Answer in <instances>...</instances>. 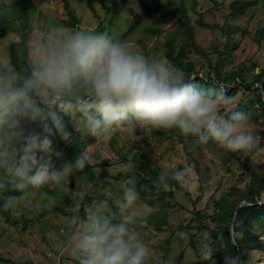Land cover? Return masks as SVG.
Here are the masks:
<instances>
[{
  "label": "rangeland",
  "instance_id": "374dc122",
  "mask_svg": "<svg viewBox=\"0 0 264 264\" xmlns=\"http://www.w3.org/2000/svg\"><path fill=\"white\" fill-rule=\"evenodd\" d=\"M106 1L116 9V15H108L98 0L93 1L97 14L88 8V0H70L81 27L94 29L102 23L106 33L127 42L131 51L179 70L168 61L164 45V32L175 29L174 20L144 17L137 0H127V3L124 0ZM233 1L236 0H198L194 9L193 0H186L187 12L196 26V39L206 52V55L194 53L191 58L199 76L217 78L215 67L220 58L224 60L222 69L225 73L242 70L247 73L248 82H252L259 74L264 78V0L247 15L238 18L230 16ZM35 3L30 40L34 33L43 35L50 26H58L64 31L75 30L65 26L67 15L62 0H35ZM200 14L205 23L213 26L212 30L197 24ZM134 23L135 28L123 37ZM229 31L230 39L227 40ZM18 39L19 35L15 33L2 38L0 56L4 65L9 61L8 46ZM184 76L187 80L188 75L184 73ZM194 77L195 73L191 78ZM254 90H240L227 106H221V114L245 104L251 106L245 130L258 138L257 153L229 151L214 142L201 145L178 130L167 132L131 125L117 128L107 139L100 140L85 133L88 144L83 154L91 164L93 181L85 179L83 171L73 172L60 184L49 185L56 193L55 199L40 189H30L18 196V202L9 208L8 216L0 211V252L8 260L0 264H78L68 243L69 226L77 215L74 198L83 192V204L101 201L106 203L110 214L117 211L116 201L122 199L126 181L130 177L135 179L133 165L119 156L122 147L124 151L146 152L167 176L175 177L174 173L181 168L190 169L185 190L168 193L164 202L150 205L139 195L133 210L136 222L132 227L150 249L147 264H225V258L213 246L207 232H198L195 246L191 245L187 226L194 221L196 212L213 208V199L221 191L245 186L247 169L240 166V160L264 171V114L254 108L258 93L263 90ZM161 188L156 187V191ZM80 209L83 215V205ZM68 212L73 215H67ZM258 232L264 240V230ZM209 249L211 257H206ZM248 252V264H264L263 248L251 245Z\"/></svg>",
  "mask_w": 264,
  "mask_h": 264
},
{
  "label": "clouds",
  "instance_id": "9594fccd",
  "mask_svg": "<svg viewBox=\"0 0 264 264\" xmlns=\"http://www.w3.org/2000/svg\"><path fill=\"white\" fill-rule=\"evenodd\" d=\"M220 86H204L186 80L182 71L130 50L127 42L106 32L84 29L64 31L50 26L34 33L29 45L28 68L18 74L0 67V172L21 193L46 185H58L73 172L83 171L88 158L79 154L74 162L56 167L52 137L70 142L73 129L107 139L117 128L176 129L201 145L214 142L233 152L257 153L259 140L246 131L247 114L232 110L221 114L231 102ZM48 110L47 113L45 110ZM58 110V111H57ZM50 119L43 131H29L27 124ZM185 167L174 173L187 187ZM161 173L157 186H167ZM135 179L129 178L123 197L110 214L105 202L83 204L84 193L74 198L76 215L69 226L68 243L78 264H147L150 249L132 225L139 200ZM3 185H0L2 188ZM17 196L4 198L3 207H15ZM207 250L206 257H211ZM239 258L226 257L225 264Z\"/></svg>",
  "mask_w": 264,
  "mask_h": 264
},
{
  "label": "trees",
  "instance_id": "16d2710c",
  "mask_svg": "<svg viewBox=\"0 0 264 264\" xmlns=\"http://www.w3.org/2000/svg\"><path fill=\"white\" fill-rule=\"evenodd\" d=\"M64 10L67 15V20L64 21L65 26L69 29H84L93 32H105L106 28L100 23L94 29H86L81 27V20L77 16L75 8L70 3V0H62ZM94 0H88V8L97 14L96 7L93 3ZM101 6L106 10L108 15H116V9L110 6L106 0H98ZM144 17L160 16L164 19L174 20L176 27L173 31H165L166 41L165 52L168 61L177 69L183 71L188 75L187 80H194L204 86H220L226 90L229 97L235 96L240 90L255 91L254 89L263 90V93H258L255 109L260 110L264 114V78L261 74L254 77L252 82H248L247 73L242 70L231 72H224L222 65L224 60L217 61L215 67L217 78L197 75V68L191 55L194 53L206 55L205 50L198 43L196 39V26L193 24L191 16L186 9V0L180 2L170 1L168 3L162 0H137ZM262 0H236L230 4V16L238 18L247 15V13L259 5ZM127 3V0H124ZM198 0H193V7L196 9ZM36 7L35 0H0V42L2 38L11 33L19 35V39L12 41L8 46V65H4L0 56V67H11L18 74L24 72L28 68L29 59V45L30 34L33 31V24L31 14ZM137 23V22H136ZM136 23L131 25L124 33L126 37L136 26ZM199 26L213 29V26L203 21V15L200 14L198 23ZM159 32V31H158ZM231 31L227 32V40L230 39ZM1 52V50H0ZM264 72V71H263ZM196 77L191 78L192 74ZM260 85V88H255ZM237 110L243 111L246 114L252 108L249 104L238 108ZM47 113V109L45 110ZM58 111V110H57ZM62 116L66 127L72 132L70 142H65L59 135L52 137L53 147L55 152L61 153V158L58 159L55 155L52 156V162L56 167L68 162H74L79 154H83L88 142L83 130L78 133L72 127V120L70 116L59 113ZM47 123L51 126L50 119L39 120L26 125L29 131L35 130L38 132L43 131L44 124ZM131 125H124L128 127ZM167 132H175L176 129H164ZM119 150V156L123 161L132 164L134 167L132 175L135 176V187L139 195L148 202L150 205L155 203L164 202L168 193L174 194L177 190L184 191L180 183L175 177L167 176V186H157V180L163 172L161 167L144 151L137 149ZM230 158H228L229 160ZM240 166L247 169V178L245 186L241 189L233 187L228 190H223L213 199V208L196 212L194 221L187 226V231L190 232V244L195 246V235L198 232H207L212 239V244L223 258L232 257L239 259L237 264H248L249 252L248 248L251 245L257 248L264 249V240L262 235L258 232L259 229L264 230V203H259L264 199V171H260L256 167L248 164L246 161L240 160ZM181 168L180 170H182ZM80 173V171H77ZM82 173V171H81ZM84 177L88 181H93V171L91 164L88 162L87 166L83 169ZM164 173V172H163ZM243 177V175H241ZM0 211L4 216H8L9 209L3 207L4 198L7 196H20L23 193L16 191L6 174L0 172ZM156 187L162 190L156 191ZM169 187V192L166 188ZM45 194L56 198V193L49 185L38 188ZM29 191V190H28ZM150 195L151 198L148 199ZM247 201L254 205L242 207L238 214L233 230V220L238 206ZM71 202V201H70ZM61 209V208H59ZM82 210H77V215H81ZM67 215H73L68 212ZM196 229V231H194ZM0 262H8V260L0 252ZM25 264H34L28 262Z\"/></svg>",
  "mask_w": 264,
  "mask_h": 264
},
{
  "label": "water",
  "instance_id": "95a60500",
  "mask_svg": "<svg viewBox=\"0 0 264 264\" xmlns=\"http://www.w3.org/2000/svg\"><path fill=\"white\" fill-rule=\"evenodd\" d=\"M264 203V199L259 203V205H262ZM251 206V205H254V204H252V203H249V202H242L239 206H238V208H237V211H236V213H235V217H234V220H233V230H232V234H234V226H235V222H236V219H237V214H238V212H239V210L242 208V207H244V206Z\"/></svg>",
  "mask_w": 264,
  "mask_h": 264
}]
</instances>
